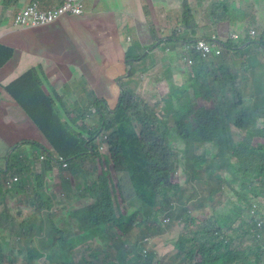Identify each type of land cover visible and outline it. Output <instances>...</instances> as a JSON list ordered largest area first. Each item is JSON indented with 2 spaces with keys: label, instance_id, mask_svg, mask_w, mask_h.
<instances>
[{
  "label": "trees",
  "instance_id": "obj_1",
  "mask_svg": "<svg viewBox=\"0 0 264 264\" xmlns=\"http://www.w3.org/2000/svg\"><path fill=\"white\" fill-rule=\"evenodd\" d=\"M214 1L207 7L205 17L204 8L202 16L195 15L192 5L184 0L182 32L169 36L164 47L175 45L180 50L187 42L183 33H189L191 40L209 38L219 33L220 26L230 25L235 20L230 5L225 11L214 12ZM240 1L246 14L245 31H259L258 43L264 47L260 15L253 11L251 2ZM223 32L219 34L220 55L203 58L195 52L189 54L194 64L190 65L189 78L182 80L187 84L172 93L179 102L171 114L173 128L170 119H157L154 109L131 88L129 91L122 87L114 111L93 94L85 109L67 111L71 114L69 118L65 116L68 124H63L55 113L52 100L42 92L33 71L5 88L45 137L51 152L34 143H23L41 154L48 153L38 175H33L27 156H22L19 149L10 155L6 172H0L8 179L23 178L18 184L19 192H13L26 194L28 207L37 215L46 212L45 220L38 226L39 237L43 238L38 241L39 247L29 243L25 251L19 250L22 244L18 238L29 239L34 227L22 221L15 230L22 215L17 211L18 221L9 215L5 202L12 191L5 190L8 180L0 182V234L1 228L9 227L11 232L9 237L0 238V257L7 255L17 262L22 258V262L30 264L40 260H45V264H159L158 253L147 249L149 245L144 241L163 235L166 218L169 224L182 226V231L174 251L162 264H264V205H259L255 218L251 215L259 204L258 198L264 200V105L253 107L246 102L240 110L238 103L244 96L236 93V89L241 93L247 90L240 78L256 66V58L249 57L239 64L238 60L245 58L242 47L253 44L251 36L234 41ZM159 40L154 35V44ZM170 62L165 67L164 83L172 88L174 84L170 82L177 83L183 73L177 70L176 63ZM174 68L176 72H172ZM136 75L132 69L128 79L133 80ZM208 79L218 84V93ZM199 96L203 106L197 102ZM253 97H260V86L255 88ZM92 108L99 118V127L95 129L87 125ZM232 129L236 133L241 131L244 137L235 138ZM100 132L108 139L109 155L102 157L107 175L95 174L100 156L92 144L100 138ZM58 157L68 163L65 171L60 166L59 174L64 182L63 198L70 203V210L61 207L57 216L50 212L60 197H47L45 186L47 177L52 178L50 173ZM33 160H39L36 153ZM213 166L219 171L216 180ZM112 167L118 176H127L135 194L132 199L126 198L123 180H113ZM197 169L205 170L204 184L202 176L196 178ZM222 171L224 176L220 175ZM72 178L74 183L81 179L78 188L71 184ZM29 185L32 190L25 189ZM224 185L231 190L225 202L220 199L225 194ZM134 200L139 204L132 205ZM129 209L135 211L130 217ZM155 212L157 217L152 216ZM145 215L149 219L140 223ZM60 216L67 218L66 226H75L81 233L77 238L70 237L71 230L60 224Z\"/></svg>",
  "mask_w": 264,
  "mask_h": 264
},
{
  "label": "crops",
  "instance_id": "obj_2",
  "mask_svg": "<svg viewBox=\"0 0 264 264\" xmlns=\"http://www.w3.org/2000/svg\"><path fill=\"white\" fill-rule=\"evenodd\" d=\"M6 1L0 0V63H3L0 68V168L7 167L5 165H8L9 160L7 161L6 156L9 152L13 154L19 149L24 157L26 154L38 153L36 148L23 143L50 148L35 124L5 91L8 85L33 71L42 92L52 100L53 109L63 124L67 123L65 116L69 118L71 115L67 111L71 113L85 109L93 94L97 99L104 100L109 109L114 111L123 93L122 87L129 91L131 88L136 94L143 89L151 94L156 90L153 79L164 81L167 63H161L156 59V53H153L161 46L165 50L163 43L176 30L180 32L179 29L183 28L182 23L173 28V22L161 23L157 30L144 24L147 12L150 14L158 11L159 5L164 9L163 4L172 0H147V4L138 0H84V12L81 16L62 17L47 26L34 29L15 27L14 18L35 0H10V3L4 5ZM36 1L40 2L42 9L53 8L62 2ZM188 2L194 8L195 15L200 13L202 16L201 9L204 8L206 17L208 8L198 5L199 0ZM254 2L255 0H251V4ZM227 5H230L233 18H239L240 0H216L213 2V11H225ZM260 26L264 27V0H260ZM221 27L223 28L220 29ZM147 28L151 36L146 33ZM228 28L229 24L220 26L218 34L221 35L222 30L229 32ZM154 35L160 39L156 44ZM189 36V33L182 34L183 38ZM247 47L245 45L242 49ZM171 48L175 55V48L178 47L174 45ZM1 49L9 50L6 60L7 55ZM262 56L264 57L263 53ZM140 58L142 60L138 63L137 59ZM150 63L153 67L149 74H146V69L135 67V64L145 66ZM132 69L137 75L129 80ZM187 76L188 73L183 71V78L179 80H186ZM162 83L159 82L158 85ZM244 87L247 88L245 92L241 93L236 89V93L248 100V97H253L254 87ZM72 119H75L73 115ZM98 122L92 116L87 125L96 128ZM14 192L17 193L16 190ZM16 208L18 211L27 209L26 205ZM60 224L66 226V222L61 221Z\"/></svg>",
  "mask_w": 264,
  "mask_h": 264
},
{
  "label": "rangeland",
  "instance_id": "obj_3",
  "mask_svg": "<svg viewBox=\"0 0 264 264\" xmlns=\"http://www.w3.org/2000/svg\"><path fill=\"white\" fill-rule=\"evenodd\" d=\"M138 1L141 2L142 4L148 3L147 0H138ZM153 1L157 2V0H153ZM189 1L191 2L192 0H189ZM209 1L210 0H199L198 5H204L206 7H209ZM183 2H184V0H172L171 2H169L167 4H163L164 9H163L162 5L157 6L158 11H152L150 14H149V12H147V15L143 14L144 19H145L144 24H146L150 28L155 27L156 30L160 27L161 23L164 24V23H168V22H173L172 23L173 28L179 27L182 23V18H180V17H181V15H183ZM250 2H251V0H249L247 2L245 1V2H243V4L244 3H250ZM253 5H254L253 11L256 13L258 12V15H260V0H255ZM161 7H162V9H161ZM250 10L251 9L249 8V12H250ZM245 15H246L245 12L241 9V14L239 15V18L236 17V19L233 20V22L229 25V28H228V29H230L229 32H223L224 34H229L230 32H231V34L236 33L239 35V37H241V39H245L247 35L248 36L250 35L251 36L250 39L253 42V44L249 45L247 48L241 49L242 50L241 53L245 58L239 59L238 63L242 64V63L246 62L247 58L255 57L256 58V66H254L252 68V70H250L248 72V74H246V75L242 74L240 80H241L243 86L253 85L254 91H255V88L257 86H260V97H258V98L257 97H252V98L248 97V100L246 97H244L241 100L242 102L240 101L241 103L240 102L238 103L240 110L243 107L242 104H244L246 102L248 103L247 105H251L253 107H256L259 104H260V106L264 105V101L262 100V98L264 97V57L262 56V53L264 54V47H263V49H260V45L258 43V42H260L259 31H257L256 36L251 35V30H253V29H250L247 32L245 31V25L247 23ZM222 28L223 27H221L220 29H222ZM149 32H150V30H149V28H147L146 33L150 34ZM176 32H178V30H176ZM185 35H186V33H185ZM150 36H151V34H150ZM155 53H156L155 56L157 57L156 59L159 60L161 63H167L168 64L170 61H173L174 63L177 64V70L180 73H183V71L190 73L191 66L187 63V60L189 59V54L187 51H184L182 54L184 57H186V61L183 60V61H178V62H177V56H175L172 52L169 53V58H166L164 56L165 50H163L162 46L159 47V49L156 52H154L153 55ZM260 55L262 56L261 58H260ZM135 67H136V69L144 68L147 70L146 74H149L152 71L153 64L150 63V64H147L145 66H141V64H135ZM172 72H176V68H174L172 70ZM155 75H156V73H155ZM260 75L262 76V78H260ZM188 78H189V74H188L186 80ZM254 78H259V79H254ZM164 81H160L159 78L153 79V83L156 86V90L153 93L148 94L146 92V90L143 89L140 91V93L138 92L137 95L143 101H145L148 105H150V107L152 109H154V111L156 113L155 116L157 119H160V120L170 119V128H173V126L171 125V123L173 122V120H171V118H172L171 114H172L173 110L178 108L179 102H178V98L173 96L172 93L177 88L182 87V85H186L187 81L183 82L182 80H178L177 83L170 82L171 84L172 83L174 84V87H172V88L169 87V84L164 83ZM159 82H163V83L158 85ZM208 82L212 87L216 88V93H218L219 92V88L217 90L218 84H215V81L211 80V79H208ZM142 86H144V85H142ZM231 96L232 95H230V97ZM196 99H197L198 104L200 106H203L204 103L200 100V96L196 97ZM93 123H94V120H93ZM240 133H241V131L239 133H236V134L234 133V137H236L237 139H242L244 136H243V134H240ZM101 144H104V143L101 141ZM106 153L109 154L108 148L106 150ZM215 158L216 157L212 158L211 161L214 160ZM88 166L90 167V165H88ZM97 166H98V169L96 171L98 173H101V174L105 173L107 175V170H108L107 165H106V162L104 164V159H102V157H98ZM213 167H214V171L216 174V177H215V180H216L218 177L219 171L217 170V168L215 166H213ZM0 169L3 171L5 170L4 167H2ZM110 172L112 173V178L115 181V183L120 178L123 180V188L125 191L126 198L128 200L132 199L133 196H135V194H133V192L131 191V187H130L129 183L127 182V178H126L127 176L126 175L118 176L117 173L114 171L113 167L111 168ZM224 174H225V171H222L220 173V175H223V176H224ZM51 175H52L53 179L48 181V178H50L49 177L50 175H49L46 179V186H45L46 193L49 197H51V188H57L56 185L60 184L58 173L54 172ZM201 176H202L201 184H204L207 180L205 170L197 169L196 170V178H199ZM3 180L7 181L8 176H5L4 174H0V182H2ZM79 180H81V179L78 178L74 183V186L76 188L79 187ZM217 183H218V181H217ZM32 188H33V186L29 185V186H26L25 189L32 190ZM5 190L8 191L7 189H5ZM224 193L225 194L222 197H220V199L225 202V201H227V198L229 200L228 194L231 193V190L227 187V185H224ZM3 196H5L4 193H3ZM6 199L8 201L5 202V206H7V209L9 211V215L11 217H13L14 221H18L17 216L20 214L18 213V215H17L18 210L16 207H19V205L27 204L29 198H27V195L22 193V192H20L18 194H15L14 192H12L11 195L9 193V197H7ZM233 199H235V198L233 197ZM65 200H67V199H65V198L59 199V201L57 202V205L53 209V211H59V207L64 208L66 211L70 210L69 209L70 203L68 202V200L67 201H65ZM63 201H65V202L62 203ZM263 201L264 200L258 198L259 204H256L252 211L257 212L259 210L260 203H262ZM7 202H8V204H7ZM137 203L138 202L134 200L132 202V205L137 204ZM20 212L22 213V215H24V214L25 215H24V217L23 216L20 217L21 221L16 223L14 225V228H15V226L18 227L22 221H25L29 224H32V226L34 227V234L31 235L29 239L18 238V239H20V242L22 244V247L18 248V249L21 251H25L28 248L29 243L30 244L32 243V244L36 245V247H39L40 243L38 241H42L43 238L39 237L38 226L40 225V223L43 220H45L46 213L42 214V215H37L33 211L27 210V209H21ZM143 212L145 213L146 210L143 209ZM32 213H34V216L32 215ZM133 213H135V211H133L132 209H129L127 211V216L130 217ZM158 215L159 214L158 213L156 214V212L152 213L153 217H157ZM147 216H150V214H148ZM147 216L145 215L144 218L140 219V223L149 219ZM59 220H60V218H59ZM66 221H67V218L64 217L62 219V223L66 222ZM171 225H173V229H170ZM136 226L137 225H135V227ZM67 229L71 230V236L70 237L73 236L74 239L77 238L78 235L81 234V233L77 232V230L75 229V226H65V230H67ZM15 230H16V228H15ZM62 231H64V230H62ZM181 231H182V226H179L177 223L169 224V225H167V228L165 227V231H164L163 235L158 237L157 240H154V241L152 240L150 242L152 245L148 246L147 249H154L158 253V256L160 258L158 260L159 264H162V262H166V260H164V259H167L170 257L169 255L174 251L175 244L179 240V234L181 233ZM134 233H136V231H134ZM5 235H8V237H9V235H11V232H9V227L8 228H1L0 238H2ZM95 247H96V245H94V248ZM9 260L10 259H8L7 255H3L2 257H0V264H10ZM12 264H29V262L28 261H23V262L22 261H18V262L16 261ZM36 264H45V263L44 262H41V263L36 262Z\"/></svg>",
  "mask_w": 264,
  "mask_h": 264
},
{
  "label": "built area",
  "instance_id": "obj_4",
  "mask_svg": "<svg viewBox=\"0 0 264 264\" xmlns=\"http://www.w3.org/2000/svg\"><path fill=\"white\" fill-rule=\"evenodd\" d=\"M84 0H66L65 3L60 5L55 10H43L40 11L36 4L28 6L24 11L19 13L14 21V26L20 29L36 28L49 24L50 22L62 18V17H78L83 14L84 11ZM255 31H251V35L254 36ZM231 38L233 40H238L239 36L237 34H232ZM221 44L215 36L210 39H200L197 41H190L185 43V51H194L200 54L204 58H208L212 55H219L221 53ZM171 52L170 49H167L165 52V57L169 56ZM186 60V57H183ZM189 63L192 64L193 61L189 60ZM97 113L96 109H91L90 114L95 115ZM90 116H88L89 118ZM107 138L104 136V140ZM103 142V141H102ZM104 143V142H103ZM105 145L101 144L100 151L104 152ZM64 168H67V165H64ZM16 181V179H14ZM252 216L256 215L255 211L251 212ZM168 223L169 221H164ZM260 226V225H259Z\"/></svg>",
  "mask_w": 264,
  "mask_h": 264
},
{
  "label": "clouds",
  "instance_id": "obj_5",
  "mask_svg": "<svg viewBox=\"0 0 264 264\" xmlns=\"http://www.w3.org/2000/svg\"><path fill=\"white\" fill-rule=\"evenodd\" d=\"M7 1H10V0H7ZM6 1V2H7ZM65 1L66 0H62V2L58 5V6H55V7H53V8H49V9H42L43 7L41 6V4H40V2L39 1H32L31 3H29L28 5H26V7L24 8V9H22L19 13H21L22 11H24L26 8H28V6H30V5H32V4H36L37 5V7H38V9L40 10V11H43V10H55V9H57L60 5H62L63 3H65ZM212 1H209V4L211 3ZM83 4H84V1H83ZM84 12V11H83ZM19 13H17L16 14V16H15V18L17 17V15L19 14ZM15 18H14V21H15ZM58 19H60V18H58ZM57 20V19H56ZM55 21V20H54ZM53 22V21H52ZM51 23V22H50ZM47 25H49V24H47ZM47 25H44V26H47ZM44 26H40V27H44ZM36 28H38V27H36ZM28 29H34V28H28ZM180 30V32H182V28H180L179 29ZM252 31H255L254 29L252 30ZM255 33L257 34V32L255 31ZM185 34V33H184ZM232 34H236V33H232ZM231 33L230 34H228L227 35V37H229V38H231V35H232ZM256 34L254 35V36H256ZM238 35V34H237ZM213 36H215L216 38H217V40L219 41V43H220V37H219V34H217V35H213ZM213 36H211V37H213ZM239 36V35H238ZM211 37H209V38H198V39H196V40H191L190 38H186L187 39V42H190V41H197V40H200V39H210ZM241 37H239V39H240ZM232 39V38H231ZM238 39V40H239ZM234 41H237V40H234ZM187 42H184L183 43V45H182V48L180 49V50H178V49H176L175 50V56H177L178 57V59L180 60V61H183V60H185V59H183V52L185 51V43H187ZM221 44V43H220ZM221 48H222V46H221ZM167 49H170L171 50V52L173 51V49L171 48V47H168V48H166L165 49V52H166V50ZM222 50V49H221ZM188 52V54H190L191 52H194V51H187ZM196 53V52H195ZM221 54V53H220ZM219 54V55H220ZM200 55V54H199ZM212 56H218V55H212ZM212 56H210V57H212ZM169 57V56H168ZM167 58V57H166ZM204 58V57H203ZM209 58V57H208ZM189 60H192L193 61V59H191V58H189L188 60H187V62H188V64L189 65H192V64H194V61H193V63L192 64H190L189 63ZM186 61V60H185ZM92 109H95V108H92ZM91 110V109H90ZM88 116H90L89 118H88ZM96 117L98 120H99V118L97 117V114H95V115H91L90 114V111L88 112V115H87V119H88V121H87V123L89 122V119H91V117ZM99 127V123H98V125H97V127L96 128H98ZM90 128H92V129H95L94 127H90ZM232 131L236 134V129H232ZM241 134V133H240ZM104 136L107 138V136L104 134V133H102V132H100V138L99 139H97L96 140V142H94L93 144H92V146H95L96 147V149H97V153L99 154V156L100 157H104V156H108L109 154H107L106 153V150H107V140L108 139H106V140H104ZM236 138V137H235ZM101 141H103L104 142V145H105V150H104V152H101L100 151V146H101ZM49 145V144H48ZM45 149V148H44ZM47 152H51V147L49 148V149H45ZM16 152V151H15ZM47 152H43V154H41L40 152H38V153H36L37 154V156H39V160L38 161H34L33 160V155L34 154H26L27 155V159L29 160V163H28V165L33 169V175L34 174H36V175H38V172H39V169H40V167H41V164L45 161V159H46V157L48 156V153ZM12 154V152H9L8 154H7V156H6V158H7V161L9 160V158H10V155ZM101 154V155H100ZM102 159H104V158H102ZM23 160V159H22ZM67 165V168H64V165ZM104 164H105V161H104ZM5 166H7V165H5ZM60 166H61V169L63 170V171H65V170H67L68 169V163L63 159V158H61V157H58L57 158V160L55 161V165H54V170L52 171V173H54V172H57L58 173V176H59V181H60V184L59 185H56L57 186V188H51V197L50 198H53L54 196H59L60 197V199L61 198H63V196L65 195V192H64V182L61 180V178H60V174H59V172H60ZM6 169H7V167H5V170H4V172H6ZM52 173H50V174H52ZM95 174H97V175H102L101 173H98L97 171H96V173ZM124 176V175H123ZM33 177V176H32ZM127 178V177H126ZM14 179H16V181H14ZM51 179H53V178H48V181L49 180H51ZM67 181V180H66ZM127 181H128V179H127ZM20 182H23V178L20 180V179H18V178H16V177H13V178H11V179H8V184H7V187L5 188V189H7V190H10V191H17V189H18V184L20 183ZM17 183V184H16ZM71 184H74V179L72 178L71 179ZM17 192H19V191H17ZM46 196L47 197H49L48 195H47V193H46ZM29 201V200H28ZM59 201V200H58ZM24 205H26V207H27V210H31L29 207H28V205L27 204H24ZM260 205H264V201L262 202V203H260ZM60 208L61 207H59V211H51L50 213H54L55 215H60ZM64 210V209H63ZM32 211V210H31ZM20 215H22V213L19 211L18 212ZM46 212H44L43 214H45ZM257 213V212H256ZM32 214H34V213H32ZM25 215V214H24ZM24 215H22L23 217H24ZM254 218L256 217V215L255 216H253ZM62 217L60 216V220L62 221ZM169 221L168 223H165L164 221ZM170 223V220L169 219H164L163 220V224L164 225H168ZM61 225H63V224H61ZM260 225V226H259ZM262 226V223L260 222V223H258V227L260 228ZM152 240L151 239H146L144 242H146L149 246H151L152 244L150 243ZM144 254H146V251H144ZM21 259L22 258H20V259H18V261H21ZM45 260H40L38 263H41V262H44ZM14 262H16L15 261V258H12V259H10L9 260V263L10 264H12V263H14ZM29 262V261H28ZM29 264H30V262H29Z\"/></svg>",
  "mask_w": 264,
  "mask_h": 264
}]
</instances>
